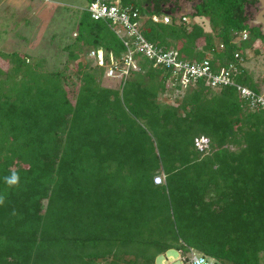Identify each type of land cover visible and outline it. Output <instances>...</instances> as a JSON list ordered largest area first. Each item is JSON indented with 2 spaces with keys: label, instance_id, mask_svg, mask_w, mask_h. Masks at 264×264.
Wrapping results in <instances>:
<instances>
[{
  "label": "trees",
  "instance_id": "16d2710c",
  "mask_svg": "<svg viewBox=\"0 0 264 264\" xmlns=\"http://www.w3.org/2000/svg\"><path fill=\"white\" fill-rule=\"evenodd\" d=\"M92 1L63 47L67 71L93 49L109 61L133 46L92 16ZM170 1L122 3L148 41L179 58L211 54L216 73L236 65L234 84L184 85L180 74L172 79L184 93L170 98V68L137 52L140 70L119 87L103 86V69L90 63L76 85L22 45L0 47V264H155L170 249L211 264H264V106L237 86L264 90L243 64L264 44L263 25L249 23L259 0H198L190 23ZM168 14L170 23L153 19ZM55 28L53 40L69 35Z\"/></svg>",
  "mask_w": 264,
  "mask_h": 264
},
{
  "label": "rangeland",
  "instance_id": "374dc122",
  "mask_svg": "<svg viewBox=\"0 0 264 264\" xmlns=\"http://www.w3.org/2000/svg\"><path fill=\"white\" fill-rule=\"evenodd\" d=\"M17 1L18 0H0V47L5 46V49L12 50L10 49L11 47L15 46L14 48H20V45H22L23 47L27 48L28 53L32 56L31 58L33 62H39L42 58H44V69L47 71L62 69L65 75L68 76V78L72 81V83L77 85L80 77L77 70L81 66L80 64H82L83 70H86V64L90 63L91 65L89 66L95 67V63L92 59L91 61L87 56L84 55L72 62L69 65L71 70L67 71L65 63L68 60V52L64 50L63 47L68 42L73 40V38H76V27L78 26L79 20L81 19L83 9L88 5L90 0H41V3L44 4L45 7L39 8L30 5L31 7L29 8L28 13L25 15L27 16L26 19H28V21H26L25 16L21 15L22 12L18 13V15L15 13L17 10H19L18 5H15L17 4ZM59 1H61V3H59ZM173 1L176 2V0H171L170 3ZM196 1L197 0H177L178 6L181 7L179 8L178 12L176 9L175 11H172V13L175 14L177 12L176 14L178 15L181 14L182 11L188 13L185 7L190 8L191 5L195 4ZM259 1L261 3V0ZM260 3L251 8L253 13L251 22L264 25V8L259 6ZM13 4L15 7H12ZM261 5L263 4L261 3ZM169 6L170 5L168 4V7ZM7 12L9 15L11 14L10 12H14V18L10 19ZM261 12L262 15L260 17L259 13ZM4 14L8 15V17ZM187 16V21L190 23L189 20L193 18V15L190 14ZM254 17L256 19L260 17L259 21L254 22ZM18 18L20 19V25H18L17 30H15L14 24H18L16 21ZM59 25L66 26L69 35L65 37V39H62V41H55L52 39V36L56 33L55 27ZM12 28L14 30H12ZM61 37L62 36H60V38ZM240 39L241 36L237 38V40ZM256 47L260 48L261 53L256 54L254 51H251L249 59H247V61H245L243 64L255 78L264 79V44L259 41L256 43ZM137 70L139 71V69ZM172 77L173 76L171 75L169 78L171 80L168 81L167 88L169 90V97L175 98L178 94H183L184 89L175 88V85L179 83V79L173 80ZM101 78V84L103 86L117 88L120 85L117 77H109L105 73L101 76ZM262 96L264 97V90ZM197 253L200 254V252ZM208 259L211 260L210 257H208ZM212 263L215 264L214 261ZM155 264H192L191 252L170 249L167 252L158 255Z\"/></svg>",
  "mask_w": 264,
  "mask_h": 264
},
{
  "label": "built area",
  "instance_id": "2783aa9c",
  "mask_svg": "<svg viewBox=\"0 0 264 264\" xmlns=\"http://www.w3.org/2000/svg\"><path fill=\"white\" fill-rule=\"evenodd\" d=\"M88 10L96 19H110V24L117 35L122 38L126 45L129 46L127 37L134 38L133 46L128 47V51L121 56L110 54V60L107 61L105 51L102 49L91 50L89 56L93 59L95 66L101 67L109 77H117L120 83H124L133 70H140L136 53H144L145 56L153 60L154 66L170 68L172 76L182 75L181 83L187 85L189 82L197 81L201 77H207V80L212 85L234 84L232 73L238 72V67L232 64L228 69L216 73L212 70L211 60L212 55L208 54L200 62H193L179 58L177 49L167 50L163 46H158L148 41L140 32V23L138 12L134 11L130 6H125L122 0H93L88 6ZM153 19L157 22H171L170 15H153ZM249 34L244 32L242 39H247ZM241 61L243 58L238 53ZM138 65V67H137ZM138 71V70H137ZM172 77V78H173ZM241 89L243 96L251 97L253 106L262 104L264 106V97L257 95L250 88L237 85ZM209 139L201 138L198 141V146L201 149L208 147ZM161 182L162 176H156ZM192 264H211L205 257L191 253Z\"/></svg>",
  "mask_w": 264,
  "mask_h": 264
},
{
  "label": "crops",
  "instance_id": "0c3cea01",
  "mask_svg": "<svg viewBox=\"0 0 264 264\" xmlns=\"http://www.w3.org/2000/svg\"><path fill=\"white\" fill-rule=\"evenodd\" d=\"M9 1V0H7ZM46 1H50V0H46ZM17 4H15L16 6L18 5L19 11L22 12L21 15H26L28 13V10L31 6H36V7H45L44 4L41 3V0H18L16 2ZM59 3H61V1H59ZM31 5V6H30ZM12 7H15L14 4L12 5ZM18 11V10H17ZM18 11V12H19ZM20 13V12H19ZM34 13V12H33ZM31 13V14H33ZM5 15V14H4ZM30 15V14H29ZM33 16V15H32Z\"/></svg>",
  "mask_w": 264,
  "mask_h": 264
},
{
  "label": "clouds",
  "instance_id": "9594fccd",
  "mask_svg": "<svg viewBox=\"0 0 264 264\" xmlns=\"http://www.w3.org/2000/svg\"><path fill=\"white\" fill-rule=\"evenodd\" d=\"M168 15H169V14H168ZM177 15H178V14H176V17H177V18H180L183 14H182V15L179 14L178 16H177ZM170 16H171V15H170ZM171 21H172V17H171ZM169 23H170V22H169ZM98 49H102V50H104L103 48H98ZM93 50H96V49H93ZM90 52H91V51H90ZM89 54H90V53H89ZM92 60H93V59H92ZM96 67H98V66H96ZM103 74H105L104 71H103ZM118 81H119V80H118ZM119 84H121V83L119 82ZM156 176H162V177H163V180H165V174H160V175H156ZM155 182H156V183H160L159 179L156 178V177H155ZM161 182H162V181H161Z\"/></svg>",
  "mask_w": 264,
  "mask_h": 264
},
{
  "label": "flooded vegetation",
  "instance_id": "af4514ba",
  "mask_svg": "<svg viewBox=\"0 0 264 264\" xmlns=\"http://www.w3.org/2000/svg\"><path fill=\"white\" fill-rule=\"evenodd\" d=\"M198 1V0H197ZM260 2V1H259ZM258 2V3H259ZM196 3V2H195ZM185 9L188 11V13H190V12H193V10L195 9V4H192L191 5V7L190 8H188V7H185ZM193 9V10H192ZM179 11V8H178V10H177V12ZM183 12H185V11H182V13ZM188 13H184V14H188ZM184 19L185 20H188V16L186 15V17H184ZM254 19H255V17H254Z\"/></svg>",
  "mask_w": 264,
  "mask_h": 264
},
{
  "label": "water",
  "instance_id": "95a60500",
  "mask_svg": "<svg viewBox=\"0 0 264 264\" xmlns=\"http://www.w3.org/2000/svg\"><path fill=\"white\" fill-rule=\"evenodd\" d=\"M261 3L263 4V5H261ZM261 3H260V6H262V8H264V0H261ZM185 12H183V13H181L180 15H182V14H184ZM261 15H262V12L261 13H259V16L261 17ZM250 23V25L253 23V22H249ZM262 29H263V32H264V25H263V27H262Z\"/></svg>",
  "mask_w": 264,
  "mask_h": 264
}]
</instances>
